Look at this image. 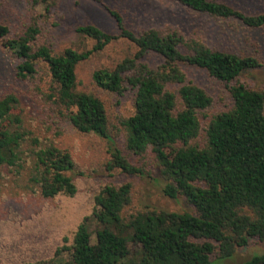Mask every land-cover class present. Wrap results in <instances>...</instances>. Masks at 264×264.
Instances as JSON below:
<instances>
[{
    "label": "trees",
    "instance_id": "1",
    "mask_svg": "<svg viewBox=\"0 0 264 264\" xmlns=\"http://www.w3.org/2000/svg\"><path fill=\"white\" fill-rule=\"evenodd\" d=\"M58 1L27 0L30 14L14 27L3 20L0 3V52L13 61V75L39 81L41 114L51 125L66 123L108 143L107 171L142 176L141 161L150 154L164 182L162 195L182 197L192 212L149 208L124 217L131 185L106 184L70 244L63 238L50 259L20 264H210L232 260L251 241L264 243V89L239 81L260 67L258 59L210 49L177 30L134 32L103 0L89 1L106 10L118 35L85 24L75 33L90 49L55 51L42 40V23ZM171 1L247 28L264 27V14L245 15L214 0ZM116 41L131 50L95 69L91 80L110 94L132 92L131 115L119 120L122 135L110 128L102 101L77 88L76 77L79 64ZM193 69L222 85L229 99L204 125L199 113L210 108L212 97L188 78L186 70ZM51 125L25 111L15 92L0 94V194L41 200L76 194L74 160ZM240 264H264V253Z\"/></svg>",
    "mask_w": 264,
    "mask_h": 264
},
{
    "label": "rangeland",
    "instance_id": "2",
    "mask_svg": "<svg viewBox=\"0 0 264 264\" xmlns=\"http://www.w3.org/2000/svg\"><path fill=\"white\" fill-rule=\"evenodd\" d=\"M103 1L110 8L119 11L126 28L134 32L149 29L177 30L185 38L196 39L210 49L256 57L260 67L244 73L239 81L252 89H264V27L247 28L236 19H220L200 14L171 0ZM214 1L227 4L245 15L264 14V0ZM0 3L1 16L11 27L21 23L30 14L27 0H0ZM42 24V40L51 44L55 51L66 47L90 49L91 43L81 41L75 33L77 27L85 24L97 26L108 34L118 35L119 32L106 10L89 0H59L58 6L51 10ZM128 50L131 48L126 43L116 41L79 64L76 69L77 88L102 101L110 128L119 130L121 135L123 131L119 120L131 115L133 94L127 91L124 95L117 96L102 91L92 83L91 74L97 68L111 65ZM13 64L9 57L0 52V94L15 92L21 98L25 111L51 125L52 121L41 114L44 103L36 91V86L38 89L41 84L38 80L30 82L17 79L13 75ZM186 73L189 79L203 87L212 97L210 108L199 113L204 125L211 115L227 105V92L203 71L193 69L186 70ZM51 126L52 134H59V146L67 149L74 160V184L77 192L73 197L57 196L50 200H41L31 195L12 196L1 193L0 263L20 264L53 257L55 250L63 245V238H67V244H70L77 226L92 211L94 195L106 184L131 185V203L125 208L124 217L138 209L149 208L192 212L182 197L170 200L162 195L164 182L159 167L150 154L141 161L146 168L142 176H129L116 170L109 172L106 169L110 158L109 145L104 139L93 134L77 133L66 123ZM117 147L123 148L120 137ZM128 159L130 160L129 157ZM131 160L138 164V158ZM263 253L264 243L251 241L246 248L238 250L232 260H214L210 264H240Z\"/></svg>",
    "mask_w": 264,
    "mask_h": 264
}]
</instances>
